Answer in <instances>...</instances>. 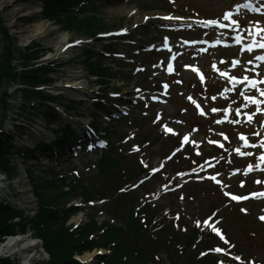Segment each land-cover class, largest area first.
<instances>
[{
	"label": "rangeland",
	"instance_id": "1",
	"mask_svg": "<svg viewBox=\"0 0 264 264\" xmlns=\"http://www.w3.org/2000/svg\"><path fill=\"white\" fill-rule=\"evenodd\" d=\"M20 1L18 3L15 2V4L11 5L9 8L5 7L0 10V124L5 114L8 112V108L12 109L16 103L19 104L22 101L19 92H12L16 86H24V81L25 79L27 80L25 77L27 74H19L20 69L28 67L32 60L35 62L34 60L36 58L48 57L47 55H49V53L57 54L59 46L60 49L65 51L72 41L74 42L75 39L78 40V38H83V41H85L84 48L81 43L82 48H80L78 52H70L72 53V60L68 63L67 71L65 68V71H59L58 75H51L56 78L52 88L57 90L60 89L61 92L67 94V97L59 96L56 98V108L61 105L66 106L69 103L71 96L75 97L76 95L82 94L85 95L86 98L88 97V100H92L97 97L98 91H100L102 96L106 97L103 101L106 112L111 110L113 113H116V115H119V108H113V103L110 102L113 109L111 106H106V103L109 102L108 98H118L119 101L123 102V106L129 107V111H131V109L137 104L143 105L144 108L141 109L139 115L142 121L147 124L148 122L155 120L153 125L160 126L167 135L172 134V136L182 137L184 133H189L192 136L189 147L200 151V155L202 156L204 155L205 150H211L214 147V141L217 142L220 140L231 146L227 155L228 160L237 164L239 167L237 170L241 169V173L239 176L235 177L232 174L233 171L223 170L220 176V183L223 185H219L222 189L228 191L229 189H226L228 185L230 188L237 187L239 193L249 192L253 189H261L262 184L259 185L257 181L261 182V180H264V173L261 175L249 176L243 171L245 165L249 163L253 164L255 168L258 167V157L253 161H242L239 155L232 153L233 147L241 146L239 139H236L237 132L241 131L250 133V138L257 144L258 154L264 153V147H261V145L264 144V111L262 110V108H264V95H261V91H264V68H262L261 75L263 85L257 86L253 91V95H247V93L242 94L244 89L240 82L245 76L248 78L253 76L251 63H249L252 57L251 51L241 54L238 52V49L224 50L222 48L213 49L207 54H204L200 51V48L198 51L195 47L188 48L184 45L185 43L183 40L215 36L217 31H206L198 26H194V29L184 32L185 34L168 32L166 26H170L173 22L165 23L156 18L155 15H158L157 11L160 12L161 10L156 9L158 3H154L155 0H93L99 8V10L95 12V16L103 19L105 27H107L106 30L100 32L115 31L122 27L133 31V29H136L135 26L140 27L139 25L141 24H145L144 26L146 28L144 30L139 29L134 31L133 34H129V37H131L130 40L125 39L124 42L122 41L118 44L112 42L111 45H109L110 49L107 50L109 52L108 55L110 56L108 59L105 57L98 58L97 61L96 59H93V62L95 63L100 61L101 63H104V65L110 69V73L113 74L112 77L106 79L104 85H100V81L96 77H90V74H88V69L84 63L87 55L79 52L90 46H92L95 51H99L103 45H93L94 41L89 40L90 36L64 29V26L60 24L59 17H57V19L51 18L50 20L47 19L46 16L43 17L41 13L43 0ZM236 2H238V0H162L163 4H172V8L175 9L173 12L175 13L178 12L186 16L206 18L223 17L225 14L224 12L230 10L231 6ZM143 3H145L144 5H153L156 8L142 7L141 5ZM17 4L31 5L33 7V14L29 17H22L21 20H18L13 10L14 5ZM138 4H140V6H138ZM160 4L161 2H159V5ZM134 10H137L136 13L133 12ZM143 15H148L149 19L146 21L144 19L145 17L143 18ZM255 21L259 22L258 20ZM19 23V31L17 30V32H14L16 29L12 27ZM40 24L42 26V30L40 31L41 34L38 33V36L36 37V33L39 32L37 26ZM65 35H68V42L67 40L66 42L62 40ZM23 36L28 38V41L25 40V38L22 39ZM167 36L173 39V42L176 45V50L179 53L178 66L181 71L174 77H169L165 71V65L163 64V60H161L164 58V53H158V59H153L157 64L149 68L140 61L138 56L132 58V65L129 64L123 66L120 64L123 63L120 60H118L120 63L112 61V57H115L114 53H121L122 55L128 53L127 55L132 56L140 51V54L143 56L145 52L149 51V46L152 44H155V46L161 44ZM255 36L256 35H254V37ZM254 37L251 38L249 42H252ZM124 49H126V52L123 51ZM233 58H236L239 63L231 67ZM192 63H198L200 69L204 70L206 74L204 81L198 80L193 72L183 69L185 64L190 65ZM144 70L148 72V77L146 76L145 79L146 83L149 82V79L151 78L169 82V98L162 100L161 103L154 104L150 95L147 94L146 91H141L139 89L140 81L138 77H136L138 73L137 71ZM64 72L67 76L62 75ZM224 73H228L229 77H237V80L229 81V79L223 75ZM68 79L74 81H72V83L76 84L74 86H79L80 84L84 86V88L79 89L82 91L81 94L76 93V90L72 92L66 90V88L61 85L68 83ZM217 84L216 91L213 94H206L204 101L200 100L196 95L197 87H203L202 85H204V87H213ZM10 85L9 92L8 86ZM149 87H153V82L150 83ZM118 88H120V90L117 91V94L115 91ZM159 92L160 91L155 95H158ZM214 94L216 95L213 96ZM247 97H255L256 101H259L260 103L252 102L247 99ZM195 100L200 101V103H197L196 105L192 104ZM177 104L183 106L181 112L177 110ZM91 106L92 105L89 102L84 103L83 105L81 104V106L75 102H71V107L70 110L68 109V112H72L74 115L76 112L82 113V115H78L77 117H79L82 126L84 124L88 126L95 117H99L97 115V109L92 110L93 107ZM227 106L228 108L225 109ZM213 109H215V111H213ZM234 109H239L241 115L237 116L233 111ZM106 112H100V118L102 120L100 124H102V126H104L109 120ZM192 123L196 124L193 129ZM128 127H130V125L127 123L121 125V128L124 129ZM168 129H171V131H168ZM66 135L67 137H73L76 143L72 152H69L70 148L68 145L64 144V147L62 148H65V150H60L58 143H55V147L50 148V151L45 150L46 148H44L37 156H31L32 153H38L39 151L37 143L35 146L38 148L33 152L29 150L31 147H20L17 149L10 148L9 156H7L6 159L9 160L12 170L9 169L10 171L7 170L6 172V169H3L0 166L3 175L0 176V178L5 177L4 191L9 194L11 199H14L15 202H17L20 208L31 209V211H22L24 216H31V214L35 212V208H37L40 201L34 192V184H36V182L55 179L56 175L59 178L62 176H74V173L77 171L84 175H90L95 171V164L97 163L96 161L99 160L98 158L100 157L101 149L94 147V149L89 151L87 149L89 142H86V139L89 137L85 138L82 143V141H77L75 139V135H70L69 133ZM5 140L7 148L9 147L8 143L10 138H6ZM27 151L28 155L25 157V152ZM58 152H60V154ZM143 160L148 168H150V166L159 168L162 163L160 157L149 159L147 156ZM165 166L168 167L169 164ZM219 171V169H216L213 171H207V173L212 175ZM196 177L200 180L207 179L204 174L201 176L196 175ZM177 178L178 177L176 176L174 179L179 180ZM186 178L187 177L181 179V181H185ZM217 181L218 178L214 182L215 185L218 184ZM240 181H248L245 189L239 186ZM61 186L63 187L62 184ZM151 187L155 189V192H158L157 195L152 198L153 202L160 206L165 205L167 207H173L174 210L183 213L184 216L186 214L185 217L191 221L197 219L202 220L208 217V206L209 204L212 205L214 202L212 195H206L205 192L197 189L192 190L190 186L186 187L184 192L177 190V194L174 198L169 196V194L161 192L160 188L154 187L153 184ZM58 190L61 189H57L56 192H58ZM138 191L141 192L140 189ZM183 194L185 196L184 198ZM73 198L74 199L71 201L70 205H75L80 200L76 196ZM263 206L264 204L257 206V204L252 202L249 204H240L239 209L237 208V211L234 213L237 214L239 211L245 214L253 213L257 224L264 227V219L262 220L261 218L262 216L264 217ZM88 211V209L83 210V212L79 211L71 217L69 223L81 224L82 222H85ZM101 218L109 220V218L105 216H101ZM208 225L209 223H207V226ZM30 233L34 235V231H30ZM30 233L26 232L22 234L30 235ZM10 236H5L0 239V247L8 237L10 238ZM41 249H38L36 252V256L39 257L40 255L39 259L33 257L31 264H33V262L41 263V261H44L45 256L41 252ZM222 255L225 256L224 253ZM253 257V264H264V250L261 249L258 253L253 255ZM0 258L9 259L10 261L12 260V262L16 264H19L21 260V257L19 256L5 257L2 254H0Z\"/></svg>",
	"mask_w": 264,
	"mask_h": 264
},
{
	"label": "trees",
	"instance_id": "2",
	"mask_svg": "<svg viewBox=\"0 0 264 264\" xmlns=\"http://www.w3.org/2000/svg\"><path fill=\"white\" fill-rule=\"evenodd\" d=\"M54 4V2L48 1L46 9L52 10L55 8ZM62 23L67 29L77 32L82 31L87 35H96L105 27L103 20L97 19L95 16L84 17L80 20L76 17H69L66 19V22L62 21ZM34 77L36 79V76ZM41 81V79H36L32 83L36 84ZM0 152L3 153L4 151L0 150ZM115 156L112 152L106 154L99 165V174L93 179L94 182L102 179L104 183L112 181L113 185L118 186L122 181L127 179L128 172L123 167L124 158L120 155ZM1 161L5 164L4 160ZM131 171L134 172V178H136L137 171ZM52 187L49 185L46 190H43L42 187L38 188L41 191L39 194L41 198V210L32 220L23 218L22 213L19 214L10 207L8 208L0 204V239L5 236L24 233L28 225L33 224L36 236L44 242L45 250L50 255L49 261L45 264H81L78 260H75V255L82 254L93 248H107L110 245L112 249L110 258L100 257L105 264H149L154 261L152 252L157 247L155 241L151 239V233L149 232L150 224L151 222L153 223L154 219L141 223L140 219L135 218L133 215L134 209L131 206L127 217L122 219L120 227L107 224L97 226L95 221L92 220L91 223H88L81 230L76 231L66 225V219H58L59 215L49 207L59 205V200L62 198L59 194L52 191ZM94 195H96L95 191H90L86 188L82 190V196L85 201L92 199ZM101 195L103 196L102 193ZM122 199L120 197V201ZM16 218H20V222H16ZM192 233L195 235L193 238L194 242L197 238L198 231L194 230ZM95 234H97V239L94 238ZM171 236H173V245L170 250L173 252L170 253V258L174 261L176 259L174 255L178 247L185 249L182 253L185 255L191 246H186L187 237L185 235L175 233V235L171 234ZM0 264L16 263L9 259L0 258ZM187 264L214 263H211V259L206 260L203 258L197 260L196 258H192L189 259Z\"/></svg>",
	"mask_w": 264,
	"mask_h": 264
},
{
	"label": "bare ground",
	"instance_id": "3",
	"mask_svg": "<svg viewBox=\"0 0 264 264\" xmlns=\"http://www.w3.org/2000/svg\"><path fill=\"white\" fill-rule=\"evenodd\" d=\"M20 1V0H19ZM19 1L17 0H0V10L4 9L5 7H11V5L18 3ZM21 2V1H20ZM14 10V14L16 15V18H18V20H21L22 17H28L30 15L33 14V7L31 5H23V4H17L14 5L13 7ZM39 11V10H36ZM1 12V11H0ZM19 26L20 23L17 25H14L12 28L16 29L14 32H17V30L19 31ZM41 24L39 26H37V28L39 29V32L36 33V37L38 36V33L41 34ZM5 35V34H4ZM27 35V34H26ZM68 35H65L62 40L65 42L67 40ZM28 41V38H26L25 36L22 37V39H24ZM60 49V46L58 47ZM57 49V50H59ZM69 55V54H68ZM68 55L64 56L68 57ZM48 57H43L46 58L41 62H46L48 59L53 58L54 56H56V54L53 53H49V55H47ZM60 92V91H59ZM58 91H55V94L59 93ZM0 106H1V100H0ZM8 116L10 117V123L11 126L14 123L16 116L10 113V111H8ZM62 120H64V122L66 123V119L63 118ZM74 123V122H73ZM0 176H3L0 172ZM4 180L5 177L0 178V199L2 200V202L7 203L8 205L10 204L12 207L14 206L15 208H17L19 205L17 204V202L14 201V199H11L9 197V195H7L6 192H4ZM13 207V208H14ZM42 245L41 242H39L37 239H34L33 235H27V234H16V235H12L10 236V238L6 239L5 242L3 243V245H1L0 247V254L4 255L5 257H15V256H19L21 257L20 263L19 264H29L31 263V261L33 260V257L37 258L38 256H36V252L38 251V249H41ZM40 257V255H39ZM90 257H92L91 254L86 255L83 260H88L90 259Z\"/></svg>",
	"mask_w": 264,
	"mask_h": 264
},
{
	"label": "snow or ice",
	"instance_id": "4",
	"mask_svg": "<svg viewBox=\"0 0 264 264\" xmlns=\"http://www.w3.org/2000/svg\"><path fill=\"white\" fill-rule=\"evenodd\" d=\"M246 7H250V5H246ZM251 10H253V11H259V9H256V8H252ZM224 19H226V20L231 19V14L226 15L224 17ZM207 23L215 25V24H218L219 21L211 20V21H208ZM232 23L233 24H237V21L232 20ZM221 26H223V25H221ZM238 40H239V38H238ZM262 40H264V38H262ZM254 43L257 44L259 47L264 48V42H254ZM245 47L247 48L248 51H252V49H253V45H246ZM257 59L264 60V56L257 57ZM237 63H239V62H237ZM249 63H251V61H249ZM169 70H171V65H169ZM201 79H203L202 76H201ZM229 79L230 80H233V81H236L237 80V77H234L233 76V77H229ZM243 80H248L249 84L252 87H255L256 86L255 85V82H253L252 80H250L247 76L243 77ZM243 80H241L240 82H243ZM261 95H264V91H261ZM247 99H249L250 101L255 102V103H260L259 101H256V98L255 97H247ZM213 111H215V109H213ZM168 131H171V129H168ZM184 139L187 140L188 137L186 136V137H184ZM241 139H244V137H243L242 134H241ZM245 144L247 145V141L246 140H245ZM261 147H264V144H262ZM236 151L239 153V149H236ZM249 167L251 168V166H249ZM153 171H155V170H153ZM257 183H259V181H257ZM242 184H243V182H242ZM252 195H256V194H252ZM262 195H264V194H262ZM232 198L233 199H236V200H240V199H244L245 197L233 196ZM261 218L264 219V217H261ZM217 251H220V249H217ZM237 259H239V257H237Z\"/></svg>",
	"mask_w": 264,
	"mask_h": 264
}]
</instances>
